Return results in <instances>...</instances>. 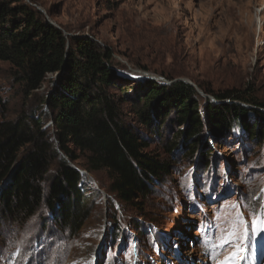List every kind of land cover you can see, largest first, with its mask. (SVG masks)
<instances>
[{
    "label": "rangeland",
    "instance_id": "obj_1",
    "mask_svg": "<svg viewBox=\"0 0 264 264\" xmlns=\"http://www.w3.org/2000/svg\"><path fill=\"white\" fill-rule=\"evenodd\" d=\"M35 1L68 38L89 39L109 51L118 76L133 83L129 94L153 79L193 86L204 127L196 151L188 155L197 140H187L188 125L177 122L175 112L152 134L131 113L128 100L123 109L129 122L142 129L147 151L169 163L170 172L151 184L149 197L127 205L108 191L106 172L86 174L80 158L76 166L90 185V216L80 231L61 226L59 206L44 205L24 224L0 213V264H215L214 257L223 259L212 244L236 214L231 205L256 204L264 197V140L250 139L241 119L213 132L207 108L239 106L247 124L263 127L262 107L233 98L221 103L213 94L234 92L264 104V0ZM11 69L0 61V123L39 108L59 81L49 75L27 99ZM111 91L127 100L126 93ZM43 110L50 117L47 107ZM46 128L54 130L50 119ZM178 131L181 136L174 139ZM205 151L212 152L208 160ZM240 211L250 221L249 212ZM245 247L249 250L238 264H264V233Z\"/></svg>",
    "mask_w": 264,
    "mask_h": 264
},
{
    "label": "trees",
    "instance_id": "obj_2",
    "mask_svg": "<svg viewBox=\"0 0 264 264\" xmlns=\"http://www.w3.org/2000/svg\"><path fill=\"white\" fill-rule=\"evenodd\" d=\"M29 1L0 0V61L12 66L11 78L27 99L36 96L49 75L62 73L65 65L67 69L39 108L0 123V213L24 224L44 205L51 210L59 206L61 226L80 231L90 216V185L76 166L80 158L86 174L105 171L108 191L127 205L149 197L151 184L170 172L169 163L147 151L149 144L142 129L129 122L125 103L133 102L131 113L152 134L175 112L177 122L188 125L187 140H197L188 147L191 155L204 127L200 104L193 99L198 93L183 82L166 86L150 80L129 94L133 83L118 76L109 51L89 39L68 38L34 7L35 0ZM112 89L126 93L127 100ZM213 95L221 103L233 98L264 109L234 92ZM207 110L213 132L241 119L250 139L264 140V125L247 124L243 108L225 103ZM260 118L264 121V114ZM48 119L52 133L46 128ZM179 136L178 131L173 137ZM202 154L208 160L212 152Z\"/></svg>",
    "mask_w": 264,
    "mask_h": 264
},
{
    "label": "snow or ice",
    "instance_id": "obj_3",
    "mask_svg": "<svg viewBox=\"0 0 264 264\" xmlns=\"http://www.w3.org/2000/svg\"><path fill=\"white\" fill-rule=\"evenodd\" d=\"M235 211V216L229 221L227 227L222 229L223 234L219 240L212 244L213 249H218L223 255V259L214 257L215 264H238L243 252L249 250L245 243L251 244V238L264 233V197L260 198L256 204L239 203L231 205ZM243 208L249 212L250 221L245 219ZM205 247H208L205 242Z\"/></svg>",
    "mask_w": 264,
    "mask_h": 264
},
{
    "label": "water",
    "instance_id": "obj_4",
    "mask_svg": "<svg viewBox=\"0 0 264 264\" xmlns=\"http://www.w3.org/2000/svg\"><path fill=\"white\" fill-rule=\"evenodd\" d=\"M66 69H67V67H66V65H65V66L63 67L62 73L56 75L57 80L60 78L61 75H63V74L66 72ZM153 80H155V79H153Z\"/></svg>",
    "mask_w": 264,
    "mask_h": 264
}]
</instances>
